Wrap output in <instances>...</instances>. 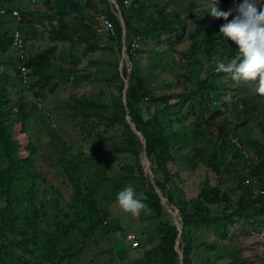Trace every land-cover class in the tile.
<instances>
[{
  "label": "trees",
  "instance_id": "trees-1",
  "mask_svg": "<svg viewBox=\"0 0 264 264\" xmlns=\"http://www.w3.org/2000/svg\"><path fill=\"white\" fill-rule=\"evenodd\" d=\"M125 1L127 0H115L123 19L125 39L128 41L132 36H137L139 43L137 53L129 54L131 64L129 74L125 66L121 70L118 69L117 55H112L113 48L109 43H104L106 38L104 35H99L96 33L97 30L95 31V28L99 27L98 18L104 16L114 28V34L106 39L115 43L122 40L120 20L112 12L108 0H0V10L5 12L0 14V204H4L3 212L4 215L6 214L2 221L0 218V259L5 264H22L10 249V243H14L13 247L21 246L26 252V244L29 242L27 233L43 234L39 232L41 231L39 228L36 229L39 225L38 212L30 205L33 204V196L36 192L35 182L39 180L51 192L60 196L62 195L59 189L69 193V210L82 214L84 211L94 209L100 200L99 192L102 185L98 179H103L106 167L98 166L102 160L108 161L110 156L115 154L126 158L132 157L135 169L131 175L121 176L118 179L108 178L109 188L101 199L108 206L113 204L116 201V192L125 184H132L136 191L143 192L147 219L150 221V225L145 227L146 232L149 235L152 233L157 241V248L140 255L133 264L157 262L191 264L189 255L193 246L197 245L198 237L192 230H196L197 227L219 226L222 229L219 238H226L227 228L235 222H264V186L260 183L244 186L242 182L249 175L258 180L264 170V144L249 137L243 131L244 127L254 125L264 134V96L258 92L252 95L248 81L234 82L231 78L224 81L216 76L213 86L212 84L208 86L207 81L216 75L215 72L199 80L197 71L187 75L182 66L180 69L170 67L171 64L177 65L183 55L188 57L190 66L201 67L204 63L199 59L200 51L212 58L218 56L215 62L226 61L235 54L236 45L218 33V24L207 20L208 11L204 6L200 8L202 18H199L197 14L184 17L178 10L166 12L167 4L161 5L152 2L153 0H129V5H126ZM218 1L221 10H227L234 7L235 3H239V0ZM193 6L189 4L183 11L184 14ZM88 10L93 11L94 15L87 14ZM13 11L17 12L19 19L11 15ZM44 17L47 19L46 27L50 30L47 34L43 33L44 26L37 24ZM188 20H191L190 24ZM192 21L199 23L193 24ZM225 21L226 19H223L222 23ZM80 32H84L85 36H81ZM15 33L20 34L26 46H31L37 40H46L47 44H52L36 55L27 57L25 65L29 71L27 76L30 82L26 85H21V73L16 65L17 54L12 46ZM81 39L83 42L80 41ZM186 42V48L178 52L180 58L177 59L174 57L175 49ZM67 46L79 48L83 53L77 57L78 63L79 58L81 60L88 58L89 61L97 63L102 57L109 56L107 51L111 53L110 58L114 63L106 61L107 66L104 69H101L99 62L96 65L91 64L94 65V73L90 68L81 70L77 65L69 70L58 63L65 59L60 58L59 55L64 53ZM57 50L60 51L59 54H56ZM118 52L120 53V49ZM87 53H95V58ZM142 56L144 63L140 64L139 57ZM52 58L53 60H50ZM208 61L207 58L205 64ZM215 62L213 64L216 66ZM70 63L75 64L74 57ZM108 64L112 67V73L109 75L106 74ZM97 73L101 74V78H96ZM164 74H171L173 77L170 80L164 77ZM70 75L73 81L68 80ZM220 75L223 76V72ZM125 77L128 78L126 90L123 81ZM53 79L55 83L49 88ZM88 80L98 84V95L74 96L69 100L57 102V107L54 109L58 117L66 118L74 131L75 125H84L87 131L86 137L90 138V142L119 137L122 139V146L113 152L98 150L94 152L95 157L98 155L96 159H86L87 157L82 155V159L75 161L74 157L67 154L68 148L64 147L60 138L50 134L51 143L56 141L59 148L55 145L51 150L39 154L40 150L30 143L26 147L28 158L23 159L18 151V142L12 137L13 125L24 124L28 117L39 113L38 102L44 106L41 96L45 94L46 89L63 87L69 83L75 89L79 83ZM216 91L218 92L215 93ZM225 91L228 92L229 97L224 99L222 95ZM212 93L215 94L211 95ZM150 107L151 111L148 110ZM142 108L149 111L147 119H143L141 115ZM181 108H186L188 114L193 117L192 127H187L181 133L167 131L170 129L167 123L173 119L179 120ZM108 109L111 113L104 121H94L91 118V113L94 111ZM97 115H102V111ZM127 115L135 130L142 135L145 147L129 126ZM98 125H106L107 129L114 132L113 136L107 138L94 133V128ZM212 125H217L215 136L212 133L205 135L204 130ZM227 134L234 136L235 144L230 143ZM218 138L219 143L216 145L215 139ZM81 140L83 141L82 136ZM244 143L247 145L246 149L251 151L254 157L256 155L255 162H245L242 166H235L233 159L238 157L242 160L245 154H248L243 146ZM230 146L233 150L227 154L226 149ZM240 146L244 149V155L242 149H238ZM184 147L193 149L194 155L198 156L201 163L199 167L205 166L207 174L210 171L218 176L221 174L226 177L231 176L230 181L239 188L238 199L234 201L229 194L220 192L218 184L211 185L207 181L208 177L201 182L197 196L188 200L181 198V188L178 186L181 174L169 165L176 161V152ZM141 152H144L152 162L151 173L154 176V185L149 182L140 164ZM35 165L54 170L49 181ZM82 166L96 167L97 175L91 177L93 180L84 176ZM250 167L252 171L246 172ZM190 170L192 169L184 168L182 175ZM156 188L160 190L167 203L177 209L181 218L180 234ZM22 201L30 202L29 206L22 205ZM13 206L16 208L14 209ZM43 206L44 203L41 207ZM21 208L25 209L16 213ZM30 209L31 215L28 214ZM212 209L216 210L213 214H211ZM247 209H250V214L245 213ZM102 215H107L105 210L95 214L94 222L90 225L94 230L81 238L73 231L54 232L52 239H46L49 243L47 250H52L51 245L54 242L57 246L61 244V247L66 248L75 242L83 244L89 241L94 236L95 230L101 227L106 229L105 232L101 231L102 235L110 233L111 229H114L116 219ZM116 218L118 221V217ZM5 219L10 222L17 220L18 228L9 229V224L4 225ZM4 227L7 228L8 234L4 231ZM17 233L18 235L14 236ZM9 235L12 238L14 236L13 242L8 239ZM18 236H22V240H18ZM178 248L181 249V259L177 252ZM45 257L43 256L41 263H45ZM53 257L62 261L57 252H52L47 257L50 264L56 262ZM226 260H228L227 264H252L247 258L240 256L239 250L237 255L231 252L230 255L219 256L213 264ZM23 261L24 264L30 263L24 258Z\"/></svg>",
  "mask_w": 264,
  "mask_h": 264
},
{
  "label": "rangeland",
  "instance_id": "rangeland-1",
  "mask_svg": "<svg viewBox=\"0 0 264 264\" xmlns=\"http://www.w3.org/2000/svg\"><path fill=\"white\" fill-rule=\"evenodd\" d=\"M111 6V10L114 14H116L121 21L123 19L121 18L119 14V7L117 6L115 0V4L112 0H108ZM129 0L125 1L124 3L126 5H129ZM152 2H158L161 5L167 4L166 12H172L175 10H178L182 16L187 17L191 15H196L199 18H202V11L200 10L201 6H204L205 10H207L211 6V0H153ZM215 6L218 10H221V5L218 0H213ZM189 4H193V8L188 10L184 14V10L188 8ZM100 8V7H99ZM259 10V6H258ZM89 15H94L93 11H86ZM230 14L226 20H230L232 18V15ZM208 21H213L219 26L222 24L221 18H214L207 14L206 16ZM104 19H106L104 16H100L98 18V27L99 31L96 33H104L107 30H105L102 27V24L104 23ZM108 20V19H107ZM188 24H190L191 20L187 21ZM226 22V21H225ZM193 24H198L197 21H192ZM39 26L43 25V33L47 34L50 32L47 25V19L44 17L42 18L38 23ZM105 24V23H104ZM76 26L77 23H75ZM95 28V31L98 30ZM123 30V28H122ZM109 32L112 31L108 30ZM85 32V31H84ZM84 32H80L81 36H85ZM37 36H40V34H37ZM46 38V36H45ZM104 43H109V46H111L114 50L112 55H117V62L119 63L118 69L121 70L124 66L128 68L127 74L130 72V61H129V54L133 55L135 52L137 53V50L139 48L134 49L132 46V37L126 41L125 37L122 36V40L116 43L112 40L104 39ZM81 42L82 39L80 40ZM98 43V42H97ZM51 43L47 44L46 40H37L32 44L31 46H27L28 52L30 55H36L37 53L43 51L46 47L51 46ZM99 46V44H97ZM187 46L186 43L180 44L175 49L174 57H177V59L180 58V55H178V52L181 50H184ZM153 49V46L151 47ZM118 49H120V53L118 52ZM150 50V49H149ZM205 52V51H203ZM60 51L57 50L56 54H59ZM82 55L83 53L80 51L79 48H69L67 46L64 50V53L62 55H59L60 58H65L62 61H58V63L63 64L67 68H72L75 65L81 68V70L85 69H91L92 72H95L94 65L101 63V69L106 68L107 62L114 63L110 55L111 53L107 51V58L102 57L98 60L97 63H94V61H89L88 58L81 60L79 58V63L77 61V57L79 55ZM91 55L93 58H95V53H87ZM136 56V55H134ZM69 57V58H68ZM75 58V64L72 65L70 61ZM207 54H202L201 51L199 52V59H201L202 63H204L201 67L200 66H190L189 65V59L187 56L183 55L180 58V61L177 65L171 64L170 67L172 68H178L180 69L181 66L187 75H189L190 72L197 71L199 72V80L204 79L208 74L215 72L216 75H213L210 80L207 81V85L213 86V82L216 76H219L224 81H227L230 79V76L228 74L223 73V76L220 75L221 72L215 71V65L213 64L215 60L218 58V56L210 57ZM68 58V59H67ZM208 58V63H206ZM212 58V60H211ZM140 64L144 63V57H139ZM50 60H53L50 59ZM107 61V62H106ZM18 64V63H17ZM16 64V65H17ZM94 64V65H91ZM112 67L110 64H108L107 72L106 74H111ZM164 77H167L168 79H172L171 74H164ZM96 78H101V74L97 73ZM34 79V78H33ZM128 78H124V90L127 89L126 81ZM70 81H73L71 75L68 79ZM251 85V94L255 95V83L253 81H248ZM54 79L52 80L51 85L49 88L54 84ZM68 85H71L70 83ZM97 83H91L90 80L84 81V83H79L75 89L71 86V88L62 87V86H56L54 89H46L45 94L41 96L43 99L44 106H42L41 102L38 104V111L39 113H36L30 117L27 118L24 124L21 123H15L13 125V132L12 137L14 140L18 142V151L19 154L23 157V159L28 158V153L26 151V147L29 146L30 143L34 145V148H37L40 153L46 152V150H51L52 146H57V142L53 141L51 143V136L50 134H53L54 136H58L62 143L64 144V147L68 148L67 154L71 157H74L75 161H78L79 159H82V155L86 156V159H91L98 157V155L95 157L94 152L103 151V152H113L114 150H117V148L122 146L121 142L122 139L119 137H113L111 139H101L97 141L90 142V138L86 137L87 131L86 127L84 125H75V131L73 130V126L67 122L66 118L60 119L58 117L57 111L54 109L57 104V102L68 99L71 97H80V96H86L90 97L91 95H98L99 89H98ZM123 90V91H124ZM218 90V89H217ZM219 91V90H218ZM216 91L215 93H217ZM212 93L211 95L215 94ZM262 96H264V93H261ZM47 97V99L45 98ZM229 94L227 91L224 92L222 95V98H228ZM59 99V100H58ZM72 101V100H70ZM125 100L123 99V103L125 104ZM41 110V111H40ZM149 111H151V107L148 108ZM102 111V115H97ZM149 111L145 110L144 108L141 109V115L143 119H147L149 115ZM170 112H173V110H170ZM181 115L178 121H175L174 119L167 123V125L170 127L167 131H177L178 133H181L182 130L187 129V127H192V116L188 114V110L186 108L180 109ZM111 113V110H99L98 112L94 111V113H91V118L94 121H104L105 117H107ZM15 117H13L14 119ZM126 120L129 123V126L132 128V122L129 118V116H126ZM201 123V122H200ZM173 124V125H172ZM216 126L212 125V127H209V129L204 130V134L207 135L208 133H212L213 136H215L216 132ZM250 127H244L243 131L245 133L253 138L258 140L261 144H264V134H262L260 131L254 127V125H249ZM94 133H99L103 135L104 137H112L114 132L107 129L106 125H98L94 128ZM134 132V131H133ZM135 133V132H134ZM138 131L135 133L141 140V136L138 135ZM83 138V141L81 140V136ZM228 135V134H227ZM211 136V135H210ZM229 141L231 144H235V138L234 136L228 135ZM216 145L219 143V138L215 139ZM181 143V142H179ZM121 144V145H120ZM144 147V144H142ZM245 151L248 154H245L244 149L238 148L239 150L242 149L243 155L245 154L244 158L241 160V158L236 157L232 160V162L235 164V166H242L243 163H254L255 157L251 151H248L246 149L247 145L246 143L243 144ZM59 148V147H58ZM215 149H217L214 146ZM191 148H183L182 150H179L176 152L177 159L176 161L171 164L174 166H170V168H173L174 171H177L181 174V178L178 181V186L181 191V198L188 200L194 196H197V193L199 191V188L201 186V182L205 177H208L207 181L211 185L218 184V189L220 192L227 193L231 198L235 201L240 196L239 188L236 187L234 183H232V177L231 176H222L216 175L208 171V174L206 173L207 169H205V166L199 167L201 163H199L198 156L194 155V152ZM227 154H229V151L233 150V147L230 146L226 149ZM237 150V148H236ZM188 154V155H187ZM226 154V156H228ZM225 155V153L223 154ZM111 158L108 159V161L102 160L101 164L98 167H101V165H104L106 167V172L104 173L103 179L99 180L102 185V189L99 192L100 200L96 204V207L92 210L84 211L82 214H77L74 211L69 210V193H65L63 190L59 189L62 196L57 195L54 192H51L46 185L42 184L39 180L35 182V196H33V204L28 201H22V205L29 206L31 205L32 208H36V211L38 212V218H39V225H37V228H39V232H42L43 234H38V232L35 233H27V240L29 242L26 244L27 251L24 252L21 248V246H14V243H10L9 247L13 251V253L18 257V259L21 261L22 264L23 258L27 259L31 264H50L48 260V256L52 254V252H57L60 258H62V261L60 262L58 258L53 257V260L56 262L54 264H133L134 261L142 254H145L150 249L157 248V241L155 237L152 235V233L147 234L146 228L150 225V221L148 218V213L146 212V208L141 209L138 215H132L131 213L124 212L119 205L114 201L113 204L107 205L104 203V201L101 199L103 197L108 188H109V179L108 178H114L118 179L121 176L131 175L134 172V161L132 157H124L123 155L115 154L111 155ZM140 164L143 168L144 174L149 179V182L154 185L153 182V174L151 173L152 168V162L149 160V158L145 155L144 152L140 153L139 156ZM245 160V161H244ZM252 165V164H250ZM36 166V169L38 171H41V173L47 178L49 181V177L51 174H54V170L45 167V166ZM199 167V168H198ZM184 168L192 169L190 172H187L186 174L183 173L182 170ZM84 176L89 177V179L93 180L91 177H95L96 174V167L95 166H82L81 167ZM246 170V169H245ZM247 171H252V167L248 168ZM246 178L251 179L252 177L249 175ZM246 178L242 181L243 185L246 180ZM261 179V182L264 183V170L262 171V175L259 177ZM53 185V184H52ZM245 186V185H244ZM156 191L158 195L161 198V201L164 205H166L168 209V213L172 215L173 221L178 225H181V218L179 216V213L177 209L173 205H169L166 201V199L161 194L160 190L156 188ZM88 194V193H86ZM177 199V198H176ZM44 203V206L41 207V205ZM2 208V209H1ZM4 204H0V218L1 221L4 219L3 212ZM15 209L16 206H13ZM25 208H21L16 213L21 212ZM105 210L107 215H102L104 217H110L116 219V224L114 226V229H111V232L102 235L103 232L106 231V229L99 228L95 230L94 236L87 242L81 244L80 242H75L72 246L69 247H61L62 245L59 244L57 246V243H53L51 245L52 250H47V245L49 244L46 239L50 238L52 239V234L54 232H75L76 235L79 236V238L83 237L84 234L89 235V232L94 230L90 227V225L94 222V216L97 212ZM215 209L211 210V214L215 213ZM250 214V209H247L245 213ZM28 214L31 215V209L29 210ZM118 217V221L117 218ZM22 222V219L20 220ZM1 223V222H0ZM9 224V229H17L18 228V222L17 220H14L12 222L7 221L5 219L4 225ZM177 225V226H178ZM4 231L6 234H8V230L6 227H4ZM145 228V229H144ZM44 230H47L46 232ZM221 227L217 226H207V225H201L197 227L196 230H192L194 234L198 235L197 237V245L193 246L192 252L190 253L189 257L191 260V264H213L215 261H217V258L221 255H230L231 252H234L237 255V251L239 250L240 256L242 258H247L252 264H264V222H258V221H252V222H235L233 225H230L227 228V237L226 238H219V234L221 232ZM179 230V234H180ZM15 234L14 236H17ZM13 236V238H14ZM13 238L11 235L8 236V239L13 242ZM18 240H22V236L17 237ZM142 239V240H140ZM135 242V243H133ZM133 243V244H132ZM65 248V250H64ZM177 248V246L175 247ZM9 249V248H8ZM177 252L181 253V249H177ZM182 254V253H181ZM25 256V257H23ZM43 256L45 257V263L42 262ZM236 257V256H235ZM179 259H181L179 257ZM228 260L226 261H220L216 264H227ZM180 263V262H179ZM160 264V263H156Z\"/></svg>",
  "mask_w": 264,
  "mask_h": 264
},
{
  "label": "clouds",
  "instance_id": "clouds-1",
  "mask_svg": "<svg viewBox=\"0 0 264 264\" xmlns=\"http://www.w3.org/2000/svg\"><path fill=\"white\" fill-rule=\"evenodd\" d=\"M207 11L221 19L235 13L218 28L222 37L236 45L235 54L226 61L217 60L215 71L228 74L234 82L253 81L255 90L264 93V0H239L227 10H218L211 0ZM143 197L132 184H125L115 194L119 207L132 215L147 207Z\"/></svg>",
  "mask_w": 264,
  "mask_h": 264
},
{
  "label": "built area",
  "instance_id": "built-area-1",
  "mask_svg": "<svg viewBox=\"0 0 264 264\" xmlns=\"http://www.w3.org/2000/svg\"><path fill=\"white\" fill-rule=\"evenodd\" d=\"M4 10H0V14H4ZM12 16H16L17 19L18 18V14L16 11H13L11 13ZM105 23V24H104ZM104 23L102 24V27L107 30L106 32H104L103 34L102 33H99V35H104L106 38L110 35H113L114 34V28H113V25L110 21H108L107 19H104ZM100 27V26H99ZM112 31H108V30H111ZM99 31V29H98ZM12 46L13 48L15 49L16 51V54H17V60H16V64H17V67L21 73V84L22 85H26L28 84L29 82V79H28V69L26 68V65H25V61L28 57V50H27V47L26 45L24 44L23 42V39L20 37V34L19 33H15L13 35V40H12ZM132 46L134 47V49L138 48L139 46V43H138V37L137 36H132ZM261 184L262 186H264V183L261 182V179L258 178L257 179H254V178H251V179H248L246 178L245 182H244V185H248V184ZM134 243V242H133ZM132 243V244H133Z\"/></svg>",
  "mask_w": 264,
  "mask_h": 264
},
{
  "label": "water",
  "instance_id": "water-1",
  "mask_svg": "<svg viewBox=\"0 0 264 264\" xmlns=\"http://www.w3.org/2000/svg\"><path fill=\"white\" fill-rule=\"evenodd\" d=\"M112 1H113V3L115 4L114 0H112ZM119 14H120V13H119ZM120 23H121V26H122V28H123V30H122L123 35H122V36L125 37L124 23H123V21H121ZM126 83H127V85H126V87H127V86H128V79H127ZM123 99L125 100V96L123 97ZM132 130H133L135 133L137 132V131L135 130V127H134L133 124H132ZM137 134L140 135L139 133H137ZM140 136H141V135H140ZM141 139H142V144H144V147H145V141H144V139H143L142 136H141ZM175 224L178 225V224L176 223V218H175ZM177 227H178V230H181V225H178ZM178 254H179V257L181 258V253L179 252ZM0 264H5V263L0 259ZM179 264H181V262H180Z\"/></svg>",
  "mask_w": 264,
  "mask_h": 264
},
{
  "label": "crops",
  "instance_id": "crops-1",
  "mask_svg": "<svg viewBox=\"0 0 264 264\" xmlns=\"http://www.w3.org/2000/svg\"><path fill=\"white\" fill-rule=\"evenodd\" d=\"M28 48H29V47H28ZM29 49H30V48H29ZM28 56H31V55L29 54V52H28ZM25 64H26V61H25ZM29 82H30V80H29ZM20 83H21V82H20ZM21 85H22V84H21ZM67 86H68L69 88H71V85H66V86H63V87L65 88V87H67ZM65 89H66V88H65ZM46 99H47V98H46ZM39 103H40V102H38V104H39Z\"/></svg>",
  "mask_w": 264,
  "mask_h": 264
}]
</instances>
